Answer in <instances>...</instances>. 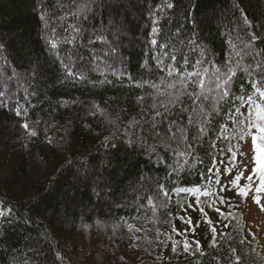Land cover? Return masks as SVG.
I'll return each instance as SVG.
<instances>
[{
  "label": "trees",
  "instance_id": "16d2710c",
  "mask_svg": "<svg viewBox=\"0 0 264 264\" xmlns=\"http://www.w3.org/2000/svg\"><path fill=\"white\" fill-rule=\"evenodd\" d=\"M257 49L264 0H0V264H264L240 211L215 213L220 235L201 218L199 247L178 239L191 193L219 202L216 166L248 139L222 110L205 105L209 124L193 127L186 103L169 114L160 95L172 55L209 76L251 65L243 76L258 79L245 55Z\"/></svg>",
  "mask_w": 264,
  "mask_h": 264
},
{
  "label": "snow or ice",
  "instance_id": "6c2138e0",
  "mask_svg": "<svg viewBox=\"0 0 264 264\" xmlns=\"http://www.w3.org/2000/svg\"><path fill=\"white\" fill-rule=\"evenodd\" d=\"M77 15V13H73ZM86 18V17H85ZM43 19V17H41ZM153 32H156V29H153ZM89 43H96L94 39H90ZM152 44L156 46L157 41L152 40ZM52 47L55 48L56 45L53 43ZM165 45L162 43L161 47L158 48V51L163 52ZM245 49H251L252 44L248 43L245 46ZM239 55V54H237ZM245 55H250L253 60L256 61V66L259 69L264 70V51L254 50L247 51ZM63 59V58H62ZM243 57H241V60ZM72 61L69 59L65 63V71L68 76H74L72 71ZM203 60L192 61L190 68L187 58H184L177 63V57L175 55L171 56V59L167 65V73L169 76L175 75V80L168 85L169 91L167 93H161L160 95H167L169 97L168 101H162L164 108L167 113H171V108L177 107L178 104L186 103L187 107H180V112L189 113L187 120L193 127L197 126V120L201 124H209V112L205 111V105H210V112L213 117H215L218 111H223L224 115L227 117L228 121H231L233 124H236L240 127V132L238 136L241 140H245L250 137L253 144V152L259 153V157H254L253 163L259 164L261 167L253 169L252 174L245 177L243 175L244 171L247 169H240L235 175L231 170H226L224 175L231 176L232 179L226 180L224 184H220V181L217 180L216 184L219 186L220 199L219 204L224 205L230 203L232 200L231 196L226 197L224 193L231 192L233 196L240 197L244 200L248 199L249 193L254 197L253 203L260 206L261 210H264V205H261V196L264 194V71L261 72L260 78H249L245 79L243 73H249V66H244L242 63H237L235 66L229 64L226 69L216 70L214 73L209 76L208 68L202 67ZM160 70L165 71L164 60L160 61ZM240 70V75H238L237 70ZM252 73H249L251 77ZM205 77H208L207 83L205 82ZM222 81V82H221ZM234 84H238L239 92H233L232 87ZM171 89H176V92L173 93ZM3 89H0V93H3ZM216 93L215 97L209 95V92ZM185 97V100L181 98ZM3 103V96L0 95V104ZM227 104V108L218 109L217 105ZM191 109V111H189ZM21 114L19 105H17V115ZM161 115V113H157ZM167 118V116L165 117ZM155 120L156 117H153ZM221 123H227L223 117H219ZM212 126L217 132L228 131L229 129H221L220 125L216 123L215 119L211 121ZM21 127L28 133L30 136H35L36 133L29 130L28 125L22 124ZM177 131H180L181 136L184 135L183 129L177 127ZM211 130V129H209ZM169 131H173L172 128H169ZM235 132V129H231ZM206 134L205 127H200L198 132H194L193 136L198 137ZM175 135V132H173ZM224 137H221L223 139ZM259 141V147L257 142ZM211 143V141H208ZM194 146L190 144V147ZM215 147V144L211 145ZM231 150V149H229ZM220 152H223L224 149L220 148ZM229 163L235 164V155H233ZM215 167V165H213ZM259 175L258 186L253 188L252 181L254 177ZM247 180V185H242L241 181ZM197 191H199L197 189ZM162 195L168 199L170 198V193L161 190ZM204 196H207L208 193H203ZM196 207H199V197H197ZM5 209H0V215H3ZM10 211V210H7ZM218 216L221 218H226L225 213L219 212V209H215ZM230 211V210H229ZM184 222L189 224L192 227V221L188 218H183ZM209 223H211L209 221ZM198 226V224L196 225ZM220 226L217 225L216 228L212 229V232L215 233L216 229ZM224 228H228L229 225L226 223L223 225ZM223 234V233H222ZM176 235H184V233L177 232ZM197 247H199V242H195ZM188 245H185V250L187 251ZM175 251V249H173ZM239 264V262H237Z\"/></svg>",
  "mask_w": 264,
  "mask_h": 264
},
{
  "label": "rangeland",
  "instance_id": "374dc122",
  "mask_svg": "<svg viewBox=\"0 0 264 264\" xmlns=\"http://www.w3.org/2000/svg\"><path fill=\"white\" fill-rule=\"evenodd\" d=\"M247 139L248 140L242 144L240 150L235 153V164L229 163V157H226L217 164V180L220 181L221 185L224 184L226 180L232 179L231 176L224 175L226 170H231L233 175H235L240 169H247V171L243 172V175L247 177L252 174L253 169L261 167V165L253 163L254 157H259V153L253 152L252 140L251 138ZM259 178V175L254 177L251 185L253 188L258 186ZM241 184L247 185L248 181L243 180L241 181ZM215 195H217V197L220 199L221 194L217 184L215 186ZM224 195L226 197H232L230 203L220 205L219 202H215L213 204L205 205L200 202L202 193L200 191L194 190L187 202V208L184 209V215L181 216L183 222V218L190 219L193 226L190 227L189 224L184 222L187 227H176V229H174L175 233H184V235H177L178 239L191 242L198 241L200 246L202 244V227L200 224L201 218H205L208 222L210 221L212 229L219 225L220 227L216 229L215 234L220 235L225 232L226 228L223 227L225 223L219 217H216L215 213H217V211H215V209H219V212L225 214L228 213L229 210H231V212L240 211L252 237L258 240L264 249V210H261L260 206L253 203V195L249 193L247 200H244L240 197H235L231 192L224 193ZM197 197H199L198 208L196 207ZM261 205H264V194L261 196ZM197 224L198 226H196Z\"/></svg>",
  "mask_w": 264,
  "mask_h": 264
},
{
  "label": "bare ground",
  "instance_id": "6f19581e",
  "mask_svg": "<svg viewBox=\"0 0 264 264\" xmlns=\"http://www.w3.org/2000/svg\"><path fill=\"white\" fill-rule=\"evenodd\" d=\"M246 210V209H245Z\"/></svg>",
  "mask_w": 264,
  "mask_h": 264
}]
</instances>
